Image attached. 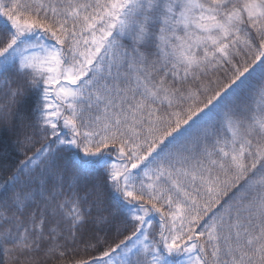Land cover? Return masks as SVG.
I'll return each instance as SVG.
<instances>
[{"label":"snow or ice","instance_id":"6c2138e0","mask_svg":"<svg viewBox=\"0 0 264 264\" xmlns=\"http://www.w3.org/2000/svg\"><path fill=\"white\" fill-rule=\"evenodd\" d=\"M0 130V264H264V0H0Z\"/></svg>","mask_w":264,"mask_h":264},{"label":"trees","instance_id":"16d2710c","mask_svg":"<svg viewBox=\"0 0 264 264\" xmlns=\"http://www.w3.org/2000/svg\"><path fill=\"white\" fill-rule=\"evenodd\" d=\"M12 139H14V138L11 137V133L10 132L7 133V136H5L4 131L3 130H0V141H4L5 143H8V142H11Z\"/></svg>","mask_w":264,"mask_h":264}]
</instances>
